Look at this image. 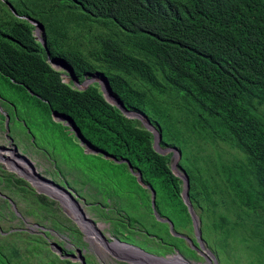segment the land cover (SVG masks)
I'll return each mask as SVG.
<instances>
[{
    "label": "trees",
    "instance_id": "1",
    "mask_svg": "<svg viewBox=\"0 0 264 264\" xmlns=\"http://www.w3.org/2000/svg\"><path fill=\"white\" fill-rule=\"evenodd\" d=\"M29 20L41 23L49 58L71 67L77 82L93 75L106 78L123 107L145 116L157 131L159 147L177 149L175 165L187 178L188 201L204 211L199 213L201 238L214 236L244 251V263L236 259L235 264H264V0H0L3 106L21 113L31 126L41 114L39 141L49 143L52 153L57 143L74 146L65 155L72 162L70 175L79 181L84 176L89 186L82 195L109 223L112 235L159 256L179 243L186 249L183 257L197 259L183 237L155 219L144 187L154 191V208L173 232H189L182 180L170 169V152H156L152 133L106 101L95 81L78 89L63 79L47 61ZM51 111L68 116L81 139L106 156L85 153ZM36 141L33 133L31 142ZM223 146L232 149L229 159L221 155ZM17 163L28 167L23 160ZM0 174L25 204L19 212L36 219L50 214L44 195L21 178ZM0 264L72 262L53 253L41 233L13 227L0 232Z\"/></svg>",
    "mask_w": 264,
    "mask_h": 264
},
{
    "label": "rangeland",
    "instance_id": "2",
    "mask_svg": "<svg viewBox=\"0 0 264 264\" xmlns=\"http://www.w3.org/2000/svg\"><path fill=\"white\" fill-rule=\"evenodd\" d=\"M37 32L40 36V33L42 31L37 30ZM58 70L62 72L61 75L63 79L67 80L68 78H70L66 74V71H64L62 68L59 67ZM3 105L4 104L0 99V114L3 116L2 118H0V149L15 148L14 152L17 157L28 160L33 171L37 175L45 180L51 181L61 187H65L70 190L86 219L92 222L90 223L91 225L93 224L99 229L106 242H110L113 239L119 240L111 234V226L109 225V223H107L105 219H101L97 215V213L92 208H90L89 200L86 199V196L82 195L87 192V188L89 186V184L84 181V176L80 178V183L79 179H77L76 177L73 178V176L70 175L73 174V170L70 168V166H72V162L71 159L67 161L65 155H68L69 152L72 153L74 150V146L71 145L70 150L67 147H57V143L55 152L52 153V150L50 149V147H48L49 143H43L39 141V135L41 134V129H43L41 123V114H37V118L39 119V121L34 122L33 126H31L29 124L23 123L24 117L23 115H21V113H15L14 115L12 111L6 109ZM5 116L7 117L6 126L3 124ZM18 120H20L21 123H18ZM33 127H36L38 131H35ZM33 133L37 138L36 145L32 144L31 142ZM61 137L62 136H60L59 138L61 139ZM50 138L51 140H55L54 135H50ZM169 152L170 164H172L174 157L172 156V151ZM230 153H232V149L223 146V151L221 152L223 159H229L231 157ZM47 154H51V158H49ZM3 155H8V152L3 153ZM14 159L16 158L14 157ZM19 160L20 159H18L17 162ZM26 165L28 166V164ZM0 170L4 171L5 173H10L14 177L23 179L35 191V193L37 192L34 187L40 190H45L53 197L51 198L43 193H38L44 195L47 198V201L49 200L51 202L49 215L47 214V212H45L44 217L41 219H36L30 214L24 215L23 213L19 212L17 207L21 210L27 209L25 204L21 203L14 196V194L9 191V188L3 184L4 182L2 181L5 180L4 177L0 174V232L8 231L13 227H19L23 230L25 229L29 232H35L39 234L40 229L38 226H41L45 229L44 232L47 233V236H44L47 247L49 248V243L51 242L57 243L62 248V255H74L76 254V250L78 249L81 252L82 257H85L84 260L88 259V262L86 264H139L138 261H136L137 257L140 258L139 256H126L127 253L125 252V250H123L124 248H122V250L119 249L118 252L121 251L119 253L125 255L116 254L117 252L112 253V251L103 246L102 242L97 239L95 235L87 234L86 232H84L81 229V225L78 224L76 216L70 210V208H67L66 204L63 201H61L60 205L59 202L54 199L56 198L55 195L40 180L33 179L29 174H27L28 172L25 173L15 167H12L9 162L3 160L1 157ZM18 174L23 176L24 178L19 176ZM72 178L74 180L73 183H71ZM8 200H10L11 202H9ZM200 211H203V209L198 207H196V209L192 208L193 217L195 219V227H193L191 224V229L189 230V232L182 233V235L184 234L183 236L185 238H182L183 243L187 244L188 247H190L192 250L194 249L191 247V242L192 240L196 241V239L198 238L197 240L199 241H196V243L194 244L196 246L197 242H200L201 244V247L197 246V251L194 250L197 255V259H190L186 256L183 257L182 249H186L184 247L181 249L179 243H172V245L175 244L174 249L171 250V252H168L163 257L168 256V258L166 259L169 261H174L176 264H235L234 262L236 259L244 263L243 260L247 257V254L244 251H240V249L238 248L235 249L234 245L225 244L223 241L218 240V238L216 240L214 236L206 237V241L201 238V224L199 220ZM11 213L13 214L12 217H9V219L7 220L4 219L3 214L10 215ZM66 227H70L72 230L68 231ZM70 237H72L73 240L78 238L80 243L75 244V242H73ZM211 244H214L217 250L220 252L219 260L217 259V257H215L213 246ZM133 245L143 250L148 248L139 242L133 243ZM146 252L149 253V251ZM185 253L187 254L188 252L185 251ZM177 254H179L180 256ZM70 261L72 262V264H81L79 260L74 261L72 259ZM141 264L150 263L141 262Z\"/></svg>",
    "mask_w": 264,
    "mask_h": 264
},
{
    "label": "water",
    "instance_id": "3",
    "mask_svg": "<svg viewBox=\"0 0 264 264\" xmlns=\"http://www.w3.org/2000/svg\"><path fill=\"white\" fill-rule=\"evenodd\" d=\"M9 9H10V11L11 12H13V9H12V7L11 6H9ZM14 13V12H13ZM30 21V23L32 24V25H34V32H33V35L35 36V38L41 43V46L43 47V49H44V51H45V55H46V57H47V61L49 62V64L53 67V68H55V69H58L57 67H55L54 65H53V62H60V68H62L64 71H66V74L70 77V79H71V81H72V84L73 85H75V86H77L78 85V82H77V78L75 77V75L73 74V70H72V68L71 67H68L62 60H60V59H54V58H49L48 57V52H47V50H46V48H45V43H44V40L39 36V35H36V33H35V31L36 30H41L42 31V25H41V23H39V22H35V21H33V20H29ZM93 79L92 78H86V79H84L83 81H82V83L84 84V87H86L89 83H90V81H92ZM102 81L104 82V84H105V86H106V88H107V90H108V92L111 94V90H110V88H109V86H108V82H107V80H106V78H102ZM99 83V82H98ZM77 87H79V86H77ZM99 88H100V91H101V93H102V96L104 97V99L106 100V101H108L109 103H111V104H113V105H115L120 111H121V113H123L126 117H128V118H136V119H138L141 123H142V125L146 128V129H148L151 133H152V135H153V144H152V146H153V148H154V150L156 151V152H158V153H160V154H162V155H164V154H166V153H168L169 151H172V156L174 157L175 156V159H174V161L172 162V164H170V169H171V171L173 172V174H175L176 176H178L181 180H182V185H183V188H182V191H181V199H182V201H183V203L186 205V208H187V211H188V213H189V215H190V218H191V224H192V226L193 227H195V219H194V217H193V213H192V208H191V205H190V203H189V201H188V198H187V178H186V176L181 172V171H179L177 168H176V166H175V164H176V161H177V159H178V156H179V154H178V151H177V149L175 148V147H167V148H161V147H159V145H158V140H159V134L157 133V131L149 124V122H148V120L145 118V116H143V115H141V114H139V113H137V112H132V111H128V110H126L124 107H123V105L121 104V102L116 98V97H114L112 94H111V96L115 99V102H111V101H109L107 98H106V96H105V93H104V91H103V89H102V86H101V84L99 83ZM51 117L54 119V120H56V121H61L64 125H67L68 126V128H69V130L70 131H72V133H73V135L79 140V143L81 144V145H83V151L85 152V153H102L103 155H105V153L104 152H102V151H100V150H98V149H94V148H92V147H90L89 146V144L87 143V142H84L82 139H81V137H80V134H79V131H78V129L76 128V127H74V125L71 123V120H70V118L68 117V116H64V115H59L57 112H55V111H51ZM5 125H7V117L5 116ZM13 151H15V148H13ZM106 156V155H105ZM111 159L112 160H114L115 161V159L113 158V157H111ZM24 160H26V159H24ZM27 161V163H29L28 162V160H26ZM120 161H124V160H118V162H120ZM127 163V162H126ZM127 167H128V170L131 172V174L132 175H134V176H136V181L138 182V183H140L141 184V181H140V174L138 173V172H134V171H132L131 170V167H130V165L127 163ZM19 175V174H18ZM19 176H21V175H19ZM39 176V175H38ZM21 177H23V176H21ZM40 177V176H39ZM24 178V177H23ZM41 178V177H40ZM26 179V178H25ZM43 181H47V182H49V183H51V184H53L54 185V187H56L57 188V190L59 191V194L60 193H63V196H65V197H67L73 204H75V205H77L78 206V208H80L79 207V205H78V203H77V201L74 199V196H73V194H72V192L70 191V190H68L67 188H65V187H61V186H59V185H57V184H55V183H53V182H51V181H48V180H45V179H43V178H41ZM29 182V181H28ZM30 183V182H29ZM31 184V183H30ZM32 185V184H31ZM141 185H143V184H141ZM33 186V185H32ZM34 187V186H33ZM145 188H147L148 190H149V192H150V206H151V211H152V214L154 215V217L158 220V221H161V222H166L167 224H168V230L170 231V233L172 234V235H174V236H177V237H183L184 238V236H182V235H180V234H178V233H176V232H173V230H172V224H171V222L169 221V220H167V219H164V218H160L159 217V215L157 214V212H156V210H155V208H154V191L150 188V187H148V186H144ZM34 189L36 190V192L37 193H43V194H45L46 196H48V197H51V198H53L48 192H46L45 190H40V189H37V188H35L34 187ZM54 199H56L58 202H59V204L61 205V200H60V198H54ZM9 202H11L10 200H8ZM68 202V201H67ZM69 204H70V202H68ZM76 207V206H75ZM82 212V211H81ZM16 214H17V212H16ZM92 223V222H91ZM77 224V223H76ZM39 227V229H40V233L42 234V235H44V228L43 227H41V226H38ZM196 237H197V234H196ZM185 239V238H184ZM198 239V238H197ZM196 239V241H199V240H197ZM110 242H115V243H118V244H120V245H123V246H127V247H130V248H135V249H137L138 251H140L141 253H143V254H145V255H147V256H150V257H154V258H156V259H160V261H162L163 259H165V258H168V256H165V257H163V256H158V255H154V254H151V253H148V252H146V251H144V250H142L141 248H139V247H136V246H134V245H132V244H129V243H125V242H122V241H119V240H117V239H113L112 241H110ZM109 242V243H110ZM191 244H192V242H191ZM197 246L198 247H201V244H200V242H197ZM197 246L196 245H194V244H192V248L194 249V250H196L197 251ZM49 248H50V250L53 252V253H55L56 255H58L60 258H66V259H70V260H79L80 261V263L81 264H85V261H84V258L82 257V255H81V252L77 249L76 250V254H69V255H62V248L57 244V243H55V242H51V243H49ZM177 255H179V254H177ZM172 256H174V255H172ZM180 256V255H179ZM204 256V255H203ZM79 257V258H78ZM205 257V256H204ZM206 259V258H205ZM162 263V262H161ZM161 263H157V264H161Z\"/></svg>",
    "mask_w": 264,
    "mask_h": 264
},
{
    "label": "bare ground",
    "instance_id": "4",
    "mask_svg": "<svg viewBox=\"0 0 264 264\" xmlns=\"http://www.w3.org/2000/svg\"><path fill=\"white\" fill-rule=\"evenodd\" d=\"M35 33H36V35H38V32H37V30L35 31ZM53 65L55 66V67H57V68H59L61 65H60V62L58 63V62H53ZM101 86H102V89H103V91H104V93H105V96H106V98L109 100V101H111V102H115V99L111 96V94L108 92V90H107V88H106V86H105V84H104V82L102 81V79H101ZM5 152H8V155H3V153H5ZM0 157L3 159V160H5V161H7V162H9L10 163V165L12 166V167H15V168H17V169H19V170H21L22 172H25V173H27V174H29L33 179H37V180H40L47 188H49V190L55 195V197L56 198H60V200L61 201H63L65 204H66V206H67V208H70V210L74 213V215H75V211H76V213L80 216V218L84 221V223H86L87 225H90L92 228H94V230L97 232V234H96V237H97V239H99L101 242H102V244H103V246L105 247V248H107V249H109L110 251H112V253H115V252H117L116 254H121V255H125V254H122V253H118V250L120 249V250H122V248H124L123 250H125V251H128V252H130V253H133L134 255H136V256H139L140 258H142V259H146L147 260V263H150V264H157V263H161V264H176L174 261H169V260H167L166 258L165 259H163L162 261H160V259H156V258H154V257H150V256H147V255H145V254H140L139 252H138V250L137 249H135V248H130V247H127V246H123V245H120V244H118V243H115V242H106V240H105V238L101 235V233H100V231H99V229L96 227V226H94L93 224L91 225L90 223V221L88 220V219H86V217L84 216V214L81 212V209L80 208H78V206L77 205H75V204H73L67 197H65V196H63V193H60L59 194V191L57 190V188L56 187H54V185L53 184H51V183H49V182H47V181H43L34 171H33V169H32V167H31V165L29 164V163H27V161L26 160H24V159H22V158H20V157H17V155L15 154V152L11 149V148H8V149H0ZM14 157L18 160V159H20V160H23V161H25V163L26 164H28V166L30 167V168H25V167H21L18 163H17V160L16 159H14ZM174 159H175V156H174ZM174 159H173V161H174ZM70 202V204L68 203V202ZM76 206V207H75ZM79 212H78V211ZM76 216V215H75ZM76 219H77V222H78V224L79 225H81V229L84 231V232H86L87 234H89L85 229H84V227H83V224H82V222L80 221V219L79 218H77L76 217ZM94 226V227H93ZM93 230V231H94ZM125 248H128V249H125ZM132 249H134V250H132ZM137 250V251H136ZM126 256H128V255H126ZM130 256V255H129ZM133 257V256H132ZM141 261V260H140Z\"/></svg>",
    "mask_w": 264,
    "mask_h": 264
},
{
    "label": "clouds",
    "instance_id": "5",
    "mask_svg": "<svg viewBox=\"0 0 264 264\" xmlns=\"http://www.w3.org/2000/svg\"><path fill=\"white\" fill-rule=\"evenodd\" d=\"M33 32H34V29H33ZM86 78H92L93 80L92 81H90V83L91 82H93V81H95L97 84H98V86H99V83L101 84V79H102V77H98L97 75H93V76H91V77H85V78H83V80L84 79H86ZM70 79V78H69ZM71 80V79H70ZM82 80V81H83ZM82 81L81 82H78L79 84L77 85V86H79V87H77L78 89H82V88H84V84L82 83ZM99 82V83H98ZM75 86V85H74ZM100 89V88H99ZM133 112V111H132ZM4 115H5V113H4ZM53 119V118H52ZM54 120V119H53ZM54 121H56V120H54ZM57 122H60V123H62L61 121H57ZM3 124L5 125V118H4V122H3ZM64 125V124H63ZM6 126V125H5ZM65 126H67V125H65ZM68 127V126H67ZM68 130H69V128H68ZM70 131V130H69ZM72 132V131H71ZM73 134V133H72ZM80 144V143H79ZM81 145V144H80ZM82 147H83V145H82ZM5 149H8V148H5ZM12 150H13V148H11ZM44 236H45V233H44ZM143 250V249H142ZM159 256V255H158ZM70 260V259H69Z\"/></svg>",
    "mask_w": 264,
    "mask_h": 264
},
{
    "label": "flooded vegetation",
    "instance_id": "6",
    "mask_svg": "<svg viewBox=\"0 0 264 264\" xmlns=\"http://www.w3.org/2000/svg\"><path fill=\"white\" fill-rule=\"evenodd\" d=\"M2 101V100H1ZM3 102V101H2ZM18 123H21V121L20 120H18ZM32 141V140H31Z\"/></svg>",
    "mask_w": 264,
    "mask_h": 264
}]
</instances>
